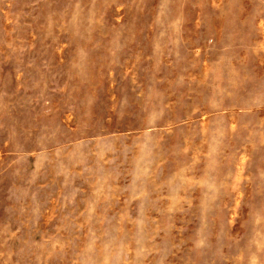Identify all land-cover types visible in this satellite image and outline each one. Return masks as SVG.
<instances>
[{
    "label": "rangeland",
    "instance_id": "374dc122",
    "mask_svg": "<svg viewBox=\"0 0 264 264\" xmlns=\"http://www.w3.org/2000/svg\"><path fill=\"white\" fill-rule=\"evenodd\" d=\"M0 264H264V0H0Z\"/></svg>",
    "mask_w": 264,
    "mask_h": 264
}]
</instances>
